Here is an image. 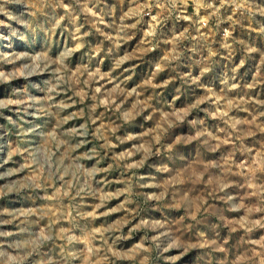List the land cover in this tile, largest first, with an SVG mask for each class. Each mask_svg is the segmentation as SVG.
Masks as SVG:
<instances>
[{"label":"rangeland","instance_id":"rangeland-1","mask_svg":"<svg viewBox=\"0 0 264 264\" xmlns=\"http://www.w3.org/2000/svg\"><path fill=\"white\" fill-rule=\"evenodd\" d=\"M0 264H264V0H0Z\"/></svg>","mask_w":264,"mask_h":264}]
</instances>
